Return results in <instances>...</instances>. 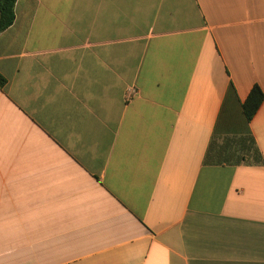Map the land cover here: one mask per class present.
Returning a JSON list of instances; mask_svg holds the SVG:
<instances>
[{"label":"crops","instance_id":"obj_1","mask_svg":"<svg viewBox=\"0 0 264 264\" xmlns=\"http://www.w3.org/2000/svg\"><path fill=\"white\" fill-rule=\"evenodd\" d=\"M0 74V264H264V0H17Z\"/></svg>","mask_w":264,"mask_h":264},{"label":"trees","instance_id":"obj_2","mask_svg":"<svg viewBox=\"0 0 264 264\" xmlns=\"http://www.w3.org/2000/svg\"><path fill=\"white\" fill-rule=\"evenodd\" d=\"M17 0H0V33L8 29L14 22V7ZM6 84L5 78L0 74V89ZM264 99V93L254 86L249 92L246 100L242 104L243 113L246 121H250L258 110L260 104ZM246 141L245 149L252 154L253 161L258 163L260 156L254 146L252 137L244 138Z\"/></svg>","mask_w":264,"mask_h":264}]
</instances>
